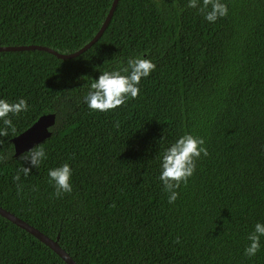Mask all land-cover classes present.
I'll list each match as a JSON object with an SVG mask.
<instances>
[{"label":"trees","instance_id":"1","mask_svg":"<svg viewBox=\"0 0 264 264\" xmlns=\"http://www.w3.org/2000/svg\"><path fill=\"white\" fill-rule=\"evenodd\" d=\"M113 2L0 0V47L72 54L96 36ZM227 3L229 15L209 24L186 0H119L103 36L76 58L0 52V97L31 106L15 118L16 133L0 138L9 157L0 163V206L59 237L77 264H264V248L243 254L264 219V0ZM140 53L157 65L141 95L90 112L80 87ZM48 114L56 123L38 145L48 160L18 195L12 140ZM184 131L204 136L210 155L169 205L154 159L160 139ZM65 161L73 192L56 198L47 169ZM0 264L66 263L0 216Z\"/></svg>","mask_w":264,"mask_h":264},{"label":"clouds","instance_id":"2","mask_svg":"<svg viewBox=\"0 0 264 264\" xmlns=\"http://www.w3.org/2000/svg\"><path fill=\"white\" fill-rule=\"evenodd\" d=\"M185 9H194L209 24L229 15L227 0H186ZM157 65L146 53L129 55L110 69L99 71L96 79L87 81L82 89L81 101L90 112L108 113L126 106L130 100L142 93V82L150 77ZM28 99L0 97V138L14 135L17 131L15 118L30 109ZM119 125L117 124V127ZM163 137L158 141L160 149L155 157L158 168L156 179L166 194L167 203L173 205L180 198L182 185H187L196 174L198 164L210 153L206 138L196 132L184 131L165 143ZM3 141L0 140V143ZM0 153V163L8 159ZM20 165L11 176L17 194L23 193L25 181L32 168L39 169L48 160L44 147L34 146L19 157ZM21 161L23 163H21ZM74 169L65 161L47 169V183L54 189L53 196L60 198L73 192ZM264 248V219L257 220L246 235L243 249L245 257L253 258Z\"/></svg>","mask_w":264,"mask_h":264},{"label":"water","instance_id":"3","mask_svg":"<svg viewBox=\"0 0 264 264\" xmlns=\"http://www.w3.org/2000/svg\"><path fill=\"white\" fill-rule=\"evenodd\" d=\"M119 0H114L110 12L99 30L96 36L83 48L74 52L72 54H60L50 48L44 46H18V47H0V52H21V51H43L50 53L61 60H69L80 56L81 54L88 51L95 43L99 41V39L103 36L105 31L107 30L110 21L114 15V12L117 8ZM56 123V115L48 114L41 116L37 122H35L29 129L25 132L21 133L17 137L13 138L12 143L15 150V157L21 156L22 153L26 152L28 149L38 146L39 144L45 142L51 137V128L55 126ZM0 216L10 221L20 229L26 231L30 235L34 236L40 242L48 246L51 250H53L66 264H77L73 258L65 252L59 245V237L56 240L51 239L50 237L43 234L41 231L31 226L27 222L21 220L14 214L5 210L0 206Z\"/></svg>","mask_w":264,"mask_h":264}]
</instances>
